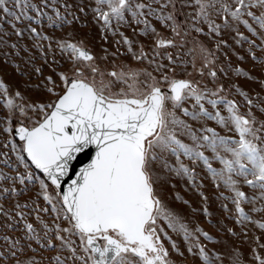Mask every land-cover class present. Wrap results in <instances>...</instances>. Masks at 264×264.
I'll list each match as a JSON object with an SVG mask.
<instances>
[{
	"label": "snow or ice",
	"instance_id": "1",
	"mask_svg": "<svg viewBox=\"0 0 264 264\" xmlns=\"http://www.w3.org/2000/svg\"><path fill=\"white\" fill-rule=\"evenodd\" d=\"M89 15L102 55L76 31ZM25 33L43 96L0 79V264H181L169 230L194 264H264V91L229 57L247 44L264 73V0H0V48ZM200 165L247 257L171 206L176 178L208 200Z\"/></svg>",
	"mask_w": 264,
	"mask_h": 264
},
{
	"label": "rangeland",
	"instance_id": "2",
	"mask_svg": "<svg viewBox=\"0 0 264 264\" xmlns=\"http://www.w3.org/2000/svg\"><path fill=\"white\" fill-rule=\"evenodd\" d=\"M81 19H85V17L81 14ZM88 26L81 27L77 24L76 31L80 35H88L89 44L92 50L97 53L98 55H102L101 52V45L103 41L100 38V31L98 26L92 21L91 15L87 18ZM7 29L8 26L5 25ZM47 31V29H45ZM243 30V29H242ZM60 34V33H58ZM246 35H249L245 32ZM111 39V37H110ZM250 39L256 40V43L259 44V40L256 37L250 36ZM11 40L14 42H18L19 44V51L17 53V49H5L0 48V79L4 80L10 88V91L20 90L26 96H29L33 99H40L42 98L43 94L39 89H36L34 86L40 83V80L37 78V75L31 71L32 63L36 65H41L43 63L41 59V54L32 46L33 41L29 38L28 34L25 33L23 38H18L14 34L11 36ZM46 43V42H45ZM229 43L233 44L231 38H229ZM25 46H27V50H25ZM107 47L111 50L114 45H107ZM233 48L236 52L240 55L245 56L244 61H240L235 54L229 52V57L234 67H242L246 71L250 72L253 76L257 77L256 80H249L246 77H234V81L239 83L240 86L245 90L250 92V94L255 97L257 92L264 91L260 85V79H264V73H262L259 66H254V61H252L250 55L247 53L248 45L244 44L242 47L240 45L233 44ZM259 55V49H254ZM8 51L9 55L7 57L4 56V52ZM221 59H224L222 54ZM35 57L34 61L30 63V58ZM191 57H189L190 59ZM19 64L20 68L17 69L16 65ZM107 62H102V67L106 66ZM22 73H27V75H23ZM47 74V70H46ZM231 75V74H230ZM237 99H242L237 97ZM186 142L187 139H186ZM210 154V153H206ZM185 163H190L187 159L184 161ZM214 167H219L218 162H213ZM197 183L201 182V178H203V185L204 187L201 189L207 196L208 200L205 202L203 198L199 195L196 189L192 188L188 182L181 179H174L172 183L176 184V188L172 189L171 186H167L166 195L168 200L173 208H175L181 215L186 217L187 220L190 222H194V224H198L200 227L204 228L206 231L211 233L212 235L223 237L229 240L230 243L236 245L241 249L242 252L245 253L246 257L250 251L249 244L247 242L241 241L240 237H231L230 235H226L225 233L219 231V224L217 221H224L228 226L235 227L236 231L240 232V226L235 225L233 221L226 219L228 216L221 208V201L216 199V194L218 190L216 189L214 183L211 181L210 176L207 175L206 170L203 168L202 165L197 167ZM219 191H223L220 189ZM179 193L185 200H188L191 204V207L188 205L183 204L179 200H175V194ZM205 204H207L208 210L212 213V215L205 216L202 212ZM231 206V205H230ZM193 209H196L193 212ZM43 215V214H42ZM211 221V223H209ZM254 229L252 226H249V235L252 234ZM169 234L173 236V239H176L177 242L181 245V249L185 251V257L175 256L174 258L178 261H181V264H194L193 258L188 255L185 250V246L183 244L182 238L177 236V234L172 233L169 230ZM264 239V237H262ZM167 244L168 242L165 241ZM207 243V242H206ZM211 247H220L218 245H208Z\"/></svg>",
	"mask_w": 264,
	"mask_h": 264
}]
</instances>
